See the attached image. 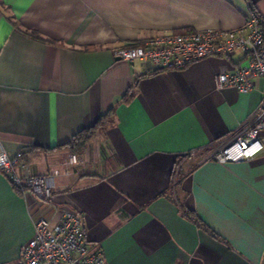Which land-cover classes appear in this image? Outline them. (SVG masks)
Instances as JSON below:
<instances>
[{"label": "crops", "instance_id": "0c3cea01", "mask_svg": "<svg viewBox=\"0 0 264 264\" xmlns=\"http://www.w3.org/2000/svg\"><path fill=\"white\" fill-rule=\"evenodd\" d=\"M251 11L264 24V0H0V153L59 173L44 203L0 172V264H22L38 217L57 223L69 210L107 264H264V150L209 158L257 114L264 78L247 94L216 88L240 53L178 71L115 56L166 33L239 29ZM9 16L60 45L21 34ZM113 109L68 166L61 147Z\"/></svg>", "mask_w": 264, "mask_h": 264}, {"label": "built area", "instance_id": "2783aa9c", "mask_svg": "<svg viewBox=\"0 0 264 264\" xmlns=\"http://www.w3.org/2000/svg\"><path fill=\"white\" fill-rule=\"evenodd\" d=\"M240 53L242 63L231 72L217 76L216 88H233L241 94L255 89L256 79L264 78V28L261 18L251 11L246 24L235 30H209L193 33H166L153 36L141 45L118 50L115 56L134 63L144 62L158 71L183 70L192 63L211 58H230ZM264 150V96L260 108L227 144H220L209 158L220 164L250 159ZM0 153V172L23 194H33L49 203L56 188L58 171L35 175L24 160ZM68 166L78 165L70 155ZM22 264H107L102 251L88 243L83 219L76 211H67L52 223L46 216L34 222V235L22 247Z\"/></svg>", "mask_w": 264, "mask_h": 264}, {"label": "trees", "instance_id": "16d2710c", "mask_svg": "<svg viewBox=\"0 0 264 264\" xmlns=\"http://www.w3.org/2000/svg\"><path fill=\"white\" fill-rule=\"evenodd\" d=\"M248 1L250 3L252 2V0H248ZM8 20L12 23V25L21 34H23V35H25V36L33 39V40H37V41H40V42H43V43H46V44H50V45H60V44H58L55 41H52V40H49V39H46V38L42 37L37 32H31V31H28L26 29H23L22 25L17 20H15V18H13L12 16H9ZM262 25H263V28H264V24H262ZM141 44H142L141 42L132 43V44H129L127 46V48L137 47V46H139ZM134 96H135V93H134V88H133V89H130L126 93V95L122 98L121 103H130L133 100ZM114 113H115V109L111 110L107 115L101 117L92 127L84 129V130L80 131L78 134H76L69 143L65 144L61 148L67 149L71 155H75L78 158L81 157L85 153L88 145L91 143V141L96 136V134L100 130L106 129V128H108V127H110L112 125ZM208 152L209 151H207L206 153H208ZM27 155H28V153H24L23 154L24 160H26ZM181 175H182V173H180L178 171L176 179L180 178ZM178 184L179 183H176V185H178ZM176 188H178V187L176 186ZM15 189L17 190V192L19 194L23 195V190L17 189V188H15ZM185 214L190 219H192L195 222L199 223V219L195 215L194 211H191V210L187 209V210H185Z\"/></svg>", "mask_w": 264, "mask_h": 264}, {"label": "water", "instance_id": "95a60500", "mask_svg": "<svg viewBox=\"0 0 264 264\" xmlns=\"http://www.w3.org/2000/svg\"><path fill=\"white\" fill-rule=\"evenodd\" d=\"M120 59V58H119Z\"/></svg>", "mask_w": 264, "mask_h": 264}]
</instances>
